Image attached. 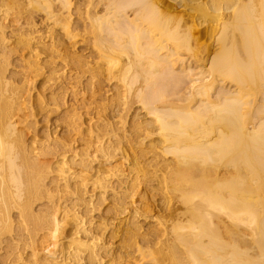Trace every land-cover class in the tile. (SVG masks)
Here are the masks:
<instances>
[{"label": "bare ground", "instance_id": "6f19581e", "mask_svg": "<svg viewBox=\"0 0 264 264\" xmlns=\"http://www.w3.org/2000/svg\"><path fill=\"white\" fill-rule=\"evenodd\" d=\"M121 262L264 264V0H0V264Z\"/></svg>", "mask_w": 264, "mask_h": 264}, {"label": "rangeland", "instance_id": "374dc122", "mask_svg": "<svg viewBox=\"0 0 264 264\" xmlns=\"http://www.w3.org/2000/svg\"><path fill=\"white\" fill-rule=\"evenodd\" d=\"M75 0H73V2H74ZM38 18V17H37ZM39 23V22H38ZM8 30V29H7ZM6 30V32H9V31H7ZM211 42V43H210ZM210 43V44H209ZM210 45V48H212V40L211 41H209L208 42V46ZM70 49H72V48H70ZM73 51H80L81 50V45H79V44H77V45H75V47H74V49H72ZM18 54L19 53H17V54H15V55H12V57H11V60H13L15 57H17L18 56ZM23 56H25L26 54H27V52L26 51H24L23 53ZM83 54H88V51H84L83 52ZM204 55V58L207 56L205 53L203 54ZM45 58V57H44ZM40 59H43V57H41L40 56ZM205 59H207V57L205 58ZM204 59V60H205ZM91 60H93V59H91ZM204 64H206V62L204 63ZM15 65L16 64H12L11 66H10V69H13V70H16V71H20V69L18 68V67H15ZM16 68V69H15ZM18 68V69H17ZM47 71V69L45 70H42V72L44 73V72H46ZM67 73H68V75H70V76H72L74 73L73 72H71V73H69L68 71H67ZM45 74V73H44ZM44 77V76H43ZM43 77L41 78V77H39V78H37V79H35L36 81H35V84H34V86L35 87H32V88H34V90L31 92V94L32 95H34L35 94V92L37 91V88L39 89L40 88V83H42V79H43ZM86 77V76H85ZM81 82L83 83V84H81L80 85V87L81 88H84L85 89V86H87L85 83H87V82H85V78H82L81 79ZM105 83V84H104ZM93 85H95V83L93 84ZM102 86H101V90H99L98 91V93H96V94H99L100 96H102V97H104V102H108V101H110V100H112L113 99V97L116 95V93H120V91H121V88H120V83L118 82V80H112L111 82L109 81V82H103L102 84H101ZM83 86V87H82ZM80 87H78V89H81ZM95 89V88H94ZM82 91H84L85 92V90H82ZM81 91V92H82ZM86 91H88V92H85V94H84V92H80V93H78V95L79 94H81V95H79V96H77V102L78 103H80L79 101H81V103H82V100L81 99H83V101H85V102H83V103H85V104H87L88 102H89V97H90V92L91 91H89V90H87L86 89ZM90 93V94H89ZM97 97H98V95H96ZM95 96V98L94 99H96L97 97ZM70 97V96H69ZM112 98V99H111ZM92 99V98H91ZM91 99H90V102L88 103V107L90 108H88L87 107V112H86V110L84 109V111L87 113L86 115L84 114L83 115V117H82V119H84V123H83V127H82V131H84L85 130V132H86V135L85 136H87V131H86V127H87V125L85 126V121L87 122L88 120L87 119H89L90 118V116H91V113H92V116L94 115V113H95V111H96V109H95V105H93L94 103H92L91 102ZM68 101V103H67V105L70 103V102H72V100L71 101H69L70 100V98H68L67 99ZM93 100V99H92ZM88 101V102H87ZM77 103V104H78ZM139 105V106H138ZM94 107V110L92 109ZM130 111H128V114H127V119H126V124H125V128L127 129L128 127H126V126H129V124H130V119L132 118V116L137 112V113H139L138 114V117H139V120L140 121H142V123H144V122H146V121H148L149 120V117L148 116H145V112L143 111V110H140V104L138 103V104H136V103H133L131 106H130V109H129ZM62 111V110H61ZM38 111H35V114H34V120H36V127H37V129L36 130H38L39 132H41V131H43V129L45 128V126H47L49 129V131H51V133H53V135H55L54 137L56 138V137H63V135L65 134V130L63 129V126H61V121H60V119H59V117L60 116H58L59 114H52V113H50V114H48L49 116L47 117V120L46 121H44L43 120V116L45 117V113L44 112H42V111H40L41 113H37ZM45 114V115H44ZM109 114H110V111L108 110L107 112H106V116L108 117L109 116ZM36 116V117H35ZM86 116V117H85ZM89 116V117H88ZM56 118H58L59 119V121H58V119H56ZM95 119H96V117L94 118V120L93 121H95ZM113 120V122H117V119L115 120V119H112ZM111 120V121H112ZM95 123V122H94ZM93 123V124H94ZM98 123H100V122H98ZM128 123V124H127ZM87 124V123H86ZM21 125V124H20ZM19 125V126H20ZM25 125V124H24ZM23 125V126H24ZM18 126V128L20 129V128H22L23 126L21 125L20 127ZM117 126H119V125H117ZM85 132H83L81 135H82V137L80 136V135H77V137L76 136H74L73 137V140H75V141H73V144L75 145V147H77V149H79L80 147H81V144H82V142L81 141H86V140H88V138L87 137H84V134H85ZM81 138H79V137ZM57 139V138H56ZM156 140V136H153L152 138H149V139H147V140H144V143L145 142H147L148 140ZM81 140V141H80ZM124 147V146H123ZM124 150L125 149H127V147L125 146L124 148H123ZM131 153V151H127V154L128 153ZM119 153V152H118ZM117 153V154H118ZM130 153H129V156H130ZM118 157V156H117ZM151 157H152V154H148V155H146L145 156V159H146V163L147 162H149L150 160H151ZM169 158V157H168ZM167 158V159H168ZM170 159V158H169ZM168 159V160H169ZM96 161H97V163H96ZM101 162V160L99 159H97V160H95V164L93 163L92 164V166H93V169H95V168H97L98 166V164ZM94 171V170H93ZM159 174V173H158ZM152 184V187H150V189H153V191L151 192V193H148L147 195L148 196H145L146 197V199L145 200H141L142 201V203H140V202H138V200H136L137 202H136V204H138V207H139V213H140V215H143L142 217H140V221H141V223H142V225L144 226V228H145V226H148V224H152V218H150L151 216H158L159 214L162 216H164V214H165V216L169 213V210H166L165 211V209H164V207L159 203L160 202V199H161V191L158 189V187L159 186H157V182L155 181V182H152L151 183ZM155 185V186H154ZM141 189V188H140ZM159 192H160V194H159ZM89 194H91L90 192H89ZM152 196V198H150ZM160 196V197H159ZM139 196L137 195V196H135V199L137 198V199H139L138 198ZM148 198H149V200L150 201H148ZM152 199V200H151ZM65 200L68 202L69 200H70V194H66L65 195ZM144 201H145V203L148 201V202H151V206H150V203H148L149 204V208H147V207H145V204H144ZM171 203V205H170V207H172L173 208V206H175L174 205V202H170ZM108 204H109V201L107 202H105L101 207H99V210H98V212L96 211L92 216H94L93 217V222H98L99 221V218L101 217V219L102 218H104V217H109L110 215L108 214V213H106V216H105V212L107 211L106 209L108 208ZM142 206H141V205ZM173 204V205H172ZM140 205V206H139ZM168 205V206H169ZM144 206V207H143ZM140 207H141V209H140ZM161 207H163V209H160ZM146 208V209H145ZM170 210H171V208H169ZM149 212H148V211ZM159 210H161L159 213H158V211ZM145 212V213H144ZM121 222H123L124 221V219H121L120 220ZM142 221H144V222H142ZM118 222H119V220H118ZM151 222V223H150ZM105 236H106V238H108V234L106 233L105 234ZM111 242H112V245H113V247H116L117 245H118V237H116L115 239H111L110 240ZM43 254V253H42ZM130 263H132L133 261H130V260H128ZM120 264H126L125 262H121Z\"/></svg>", "mask_w": 264, "mask_h": 264}]
</instances>
